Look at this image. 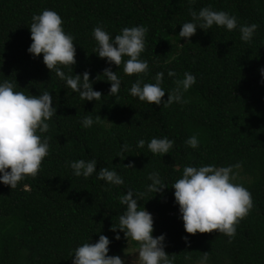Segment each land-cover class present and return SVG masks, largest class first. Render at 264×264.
<instances>
[{
	"label": "trees",
	"instance_id": "1",
	"mask_svg": "<svg viewBox=\"0 0 264 264\" xmlns=\"http://www.w3.org/2000/svg\"><path fill=\"white\" fill-rule=\"evenodd\" d=\"M211 6L237 18L238 25H258L251 42L241 39L239 28L228 31L213 26L197 30L191 43L178 36L189 20V10ZM56 11L65 31L75 37L76 61L63 67L66 74L90 72L94 90L103 97L87 102L66 88L51 72L43 56L34 58L30 25L33 15ZM143 25L149 31L141 58L150 65L140 74L145 83H155L164 72L162 87L171 90L185 72L197 78L182 104L163 107L141 102L129 89L137 76L123 72L99 58L92 35L102 26L113 37L124 27ZM125 60L127 57L124 58ZM111 67L122 78L118 95L111 96L110 83L97 80ZM264 0H0V82L10 80L16 90L39 96L52 93L57 115L49 121L50 155L36 176H29L11 189L0 183V264H72L74 250L101 234L111 240L110 256H120L133 247L123 232L116 240L111 229L118 226L126 206L120 197L129 188L143 193L141 206L153 216V236L166 234L165 251L175 255V264H197L203 253L208 264H264ZM169 70L177 73L168 77ZM167 94L164 100H167ZM100 116L84 128L85 116ZM197 136L199 147L185 144ZM175 141L167 155L147 148L152 138ZM144 139L145 147H137ZM129 150L121 153L122 146ZM97 161L114 168L124 178L109 186L93 175L76 177L69 162ZM135 164V169L124 165ZM241 163L237 182L252 194L253 208L240 220L233 238L219 232L188 234L175 203L173 183L186 166H228ZM159 172L168 187L148 192V176ZM185 237L190 241L186 244ZM191 257V259H187Z\"/></svg>",
	"mask_w": 264,
	"mask_h": 264
},
{
	"label": "clouds",
	"instance_id": "2",
	"mask_svg": "<svg viewBox=\"0 0 264 264\" xmlns=\"http://www.w3.org/2000/svg\"><path fill=\"white\" fill-rule=\"evenodd\" d=\"M191 20L183 23L178 36L191 43V37L197 30L208 29L213 26L226 28L228 31L239 28L241 39L251 42L258 29V25H238L237 18L225 11L214 10L211 6L201 8L199 11L190 9ZM62 17L54 10L45 9L40 14L33 15L30 25L32 43L28 52L34 57L43 56L46 67L61 80L65 81L66 88L73 93H78L80 98L87 102H98L103 94L94 90V81L90 72L81 74H66L62 68L74 66L76 61L75 37L65 31ZM149 29L138 25L124 27L114 37L102 26L93 30V37L97 43L94 53L105 59L109 65L118 68L123 64V72L136 75L137 79L129 89L133 97L141 102L151 105L171 106L173 103L185 102L183 94L197 83V78L191 72H185L183 79L176 80V87L165 90L162 87L165 74L157 72L155 83H145L140 74L150 71L148 60L142 59L146 49V37ZM127 57L125 60L124 58ZM264 76V67L260 69ZM168 77H176L174 70H169ZM110 83L111 96L118 95L122 87V78L118 71L113 72L111 67L104 70L97 80ZM167 94V100L164 97ZM52 93L44 91L39 96L26 94L16 90L10 80L0 82V183L15 189L20 182L29 176H36L41 170L42 163L50 155V137L43 134L50 129L49 121L57 115V107L53 106ZM100 116L93 118L85 116L82 121L84 128H90L98 123ZM146 141L139 139L137 147L143 149ZM185 144L193 149L199 147L198 137L190 136ZM175 145L174 140L167 137L152 138L147 142V148L153 154L167 155ZM129 150V145L122 146V156ZM95 159H79L69 162L73 175L85 179L96 175L109 186H120L125 183L124 178L114 168L101 167L97 170ZM128 169H135V164L124 165ZM241 163L217 167L215 165L186 166L182 178L176 180L174 188L175 203L188 234L219 232L233 238L240 220L246 217L253 208L251 192L241 183L237 182L238 170ZM151 181L146 186L148 192L161 193L168 188L159 172L148 176ZM143 193L129 188L120 197V203L126 206L125 211L119 215L118 226L111 229L116 240L121 237L118 232H123L129 241L138 244V251L133 264H175V255L165 251L166 234L153 236L154 219L152 214L141 206ZM186 244L190 241L184 238ZM111 240L101 234L98 241L85 242L74 250L72 264H127L120 256H110L109 246ZM127 255V249L125 250ZM191 259V257H187ZM209 254L203 253L197 264H208Z\"/></svg>",
	"mask_w": 264,
	"mask_h": 264
},
{
	"label": "rangeland",
	"instance_id": "3",
	"mask_svg": "<svg viewBox=\"0 0 264 264\" xmlns=\"http://www.w3.org/2000/svg\"><path fill=\"white\" fill-rule=\"evenodd\" d=\"M137 249H134L133 247L127 248V255L124 251L122 255H120L121 259H125L127 261V264H133L134 257L137 254Z\"/></svg>",
	"mask_w": 264,
	"mask_h": 264
}]
</instances>
